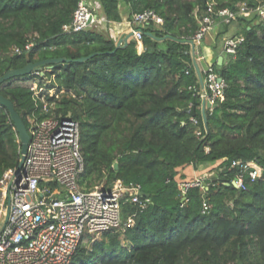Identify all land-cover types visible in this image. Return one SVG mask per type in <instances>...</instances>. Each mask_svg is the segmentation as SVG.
I'll return each mask as SVG.
<instances>
[{
    "label": "trees",
    "instance_id": "trees-1",
    "mask_svg": "<svg viewBox=\"0 0 264 264\" xmlns=\"http://www.w3.org/2000/svg\"><path fill=\"white\" fill-rule=\"evenodd\" d=\"M99 1L98 16L122 21L121 0ZM125 1L130 18L147 9L164 18L161 26L151 22L144 27L142 52L135 39L117 47L98 26L64 32L79 0H0V76L24 67L28 58L70 59L49 65L54 72L46 75L54 74V86L64 93L46 98L57 104L56 116H71L81 124L85 170L80 183L92 188L96 179L110 186L120 179L141 184L148 194L142 197L149 199L143 210L123 204L124 218L135 214L134 224L101 234L90 247L82 243L71 264H237L239 259L264 264V174L248 181L246 190L220 178L215 184L206 181L207 189L189 188L184 202L179 185L187 180L179 169L190 165L218 162L212 170L241 159L264 168V26L254 13L235 21L236 34L245 40L226 62H214L227 87L222 104L206 110L207 131L201 98L190 88L198 86V75L189 41L211 0ZM212 1L215 8L264 2ZM29 42L34 43L30 50L14 53ZM10 81L0 85V94L14 103L29 129L28 117L37 107L34 90ZM52 112H44L43 104L36 111L39 118ZM20 159L18 131L0 105V178ZM225 172L228 178L235 174ZM204 201L210 204L206 212Z\"/></svg>",
    "mask_w": 264,
    "mask_h": 264
},
{
    "label": "built area",
    "instance_id": "built-area-1",
    "mask_svg": "<svg viewBox=\"0 0 264 264\" xmlns=\"http://www.w3.org/2000/svg\"><path fill=\"white\" fill-rule=\"evenodd\" d=\"M214 6V1L208 2L205 14L199 18V29L189 41L193 64L202 60V42L217 21L231 24L254 13L264 26V2L257 7L249 6L246 1L235 8ZM198 11L199 7L196 13ZM102 21L107 22L98 16L97 8L91 2L79 0L72 21L63 26V31L79 32L99 26ZM151 22L161 26L164 18L153 9L134 13L128 22L133 32L129 40L143 44V29ZM244 40L243 34L223 37V52L235 54ZM33 44L29 42L24 48L16 46L14 53L22 54ZM200 69L203 83L197 73L198 86L190 88L197 90L201 101L210 103L206 110L213 109L227 82L214 63ZM35 73L41 74L39 70ZM32 90L37 107L28 117L31 138L23 165L19 171L18 166L7 168L0 178V264H71L87 238L134 224L135 214H130L127 219L123 216L124 203L131 202L143 210L149 199L142 198L146 196L140 194L143 191L141 184L126 185L120 179L115 181L113 188L84 187L80 183L85 170L80 122L71 116L53 113L39 118L36 111L40 104H43L44 112L49 113L55 102H49L46 95L36 92L35 88ZM192 120L198 123L197 118ZM226 170H235L234 176L228 178ZM263 174L264 168L257 161L234 159L229 166H218L200 177L182 180L179 185L183 202L189 188L207 189L210 183L215 184V178L226 177L228 184L246 190L248 181L253 182ZM206 181L210 183L206 184ZM209 208L210 204L204 201L203 212Z\"/></svg>",
    "mask_w": 264,
    "mask_h": 264
},
{
    "label": "rangeland",
    "instance_id": "rangeland-1",
    "mask_svg": "<svg viewBox=\"0 0 264 264\" xmlns=\"http://www.w3.org/2000/svg\"><path fill=\"white\" fill-rule=\"evenodd\" d=\"M89 2H91L96 8L98 12H101L100 15H102V6L99 0H89ZM120 12H121V16H122V21L120 22H115L112 21L110 22H106V21H102V23L99 24L98 29H100L101 31H105L107 33H109L110 36H112L117 42L120 39L119 36L121 35V33L126 29L127 25H125L126 23H124V20H128L130 19V9L129 6L127 4V2L125 0H121L120 3ZM230 26H225V32H218L219 29L221 28H216L214 30H211L206 39L203 40V49L201 50V55L204 56L205 51H207V47L210 46L214 49V53H218L221 51V48L223 47V37L220 38V36H222L224 33H226L227 31H229ZM142 47V46H141ZM141 49V48H139ZM142 51L144 50L143 47L141 49ZM226 58L228 57V55L225 53ZM41 75H43V79L42 78H38L36 76V73H33L31 75H27L24 77H16L14 79H12L10 82L13 84H18V85H24V86H29L31 89L35 88L36 92H41L42 95H53L55 94L56 96H62V94L64 93L63 90L59 91L57 89V87L54 86V78L55 75H46L48 72L53 73L54 69L52 68V66H46V67H41L39 69ZM71 94V93H70ZM57 108V104L54 103L53 104V111ZM53 114H55L54 112H52ZM30 116V115H29ZM31 125L29 124V127ZM207 150H209V148H207ZM106 187V188H113L115 187V182L113 184L110 185H106L104 178L101 179H96L93 187ZM102 237V235H98V236H93L90 238H87L83 243L85 244L86 247H90L92 245V243L94 242V240L96 239H100ZM122 238H124V236H122ZM125 242V241H124ZM242 261L239 259L237 261V264H241ZM230 264H235V262L231 261Z\"/></svg>",
    "mask_w": 264,
    "mask_h": 264
},
{
    "label": "water",
    "instance_id": "water-1",
    "mask_svg": "<svg viewBox=\"0 0 264 264\" xmlns=\"http://www.w3.org/2000/svg\"><path fill=\"white\" fill-rule=\"evenodd\" d=\"M133 36V32L128 33L126 36L121 37L118 42H117V47H120L122 45V43H127L129 38H131ZM96 53L91 54L89 56H84L81 58H78L77 61L78 62H85L87 61L90 57L94 56ZM28 63L24 66V67H20V68H11L8 71H6L3 75L0 76V85L5 83L8 80H12L16 77H23V76H27V75H31L33 73H35V71L39 70L41 67L44 66H49V65H53L55 63H65L68 64L70 62V59L65 58V57H57V58H48V59H44V60H39V61H31L30 58H28ZM223 57L220 58V63H222ZM194 66L197 70V73L199 75L200 81L203 83V76H202V72L200 69V66L198 64V62H194ZM222 104L221 99L214 105V106H219ZM0 105L6 107L10 113L11 119L15 125V128L18 131L19 134V139L21 142V159L20 162L18 164V171L21 169L24 159H25V154L27 152V148H28V144L30 141V132L29 129L26 125V123L24 122L21 114L16 110V107L14 105V103L7 97H5L4 95L0 94ZM210 103L206 102L205 100L202 101V114H203V119L205 122V127L206 130L209 131V126H208V119H207V111L206 108L210 107ZM195 108H193V116L195 115ZM118 166V164L116 163V167ZM222 180L226 181L227 178L223 177ZM140 194L142 196H148L147 193H145L144 191H141Z\"/></svg>",
    "mask_w": 264,
    "mask_h": 264
},
{
    "label": "crops",
    "instance_id": "crops-1",
    "mask_svg": "<svg viewBox=\"0 0 264 264\" xmlns=\"http://www.w3.org/2000/svg\"><path fill=\"white\" fill-rule=\"evenodd\" d=\"M128 22H129V19L128 20H126V19L124 20V23H126L125 25H127V27L121 33V35L119 36V38L124 37L128 33L131 32V27L129 26ZM225 26H226V24L217 21V23L214 25V27L212 28V30H214V29H216V28L219 27L221 29H219L218 32H225ZM237 29H239V26H238L237 22L231 23L230 24L229 31H227L222 36H220V38L225 37V36H229V35L236 34ZM139 44H141L142 47L144 46V44L142 45V42H140ZM203 46H204V44L202 42L201 50L203 49ZM142 47H141V49H142ZM141 49H139V45H138V50L140 52H142ZM214 52L215 51H214V49L212 47H210V46L207 47V51H205L204 56H202V60H199L198 61V64H199V66L201 68H204V67L207 66V64L214 63L216 61L218 62V64H223L224 62L227 61L228 57L226 58L225 53L223 52V47L221 48V51L218 52L217 54L214 53ZM221 57H223L222 63H220V58ZM217 163L218 162H214L213 164H210L207 167L201 165V166H199V167L196 168L193 165H190V166H186L184 168H180L179 169V171H180L179 176L185 175L184 178H186V179H190V178L192 179V178L200 177L203 174L207 173V171H209L210 168L216 166Z\"/></svg>",
    "mask_w": 264,
    "mask_h": 264
},
{
    "label": "bare ground",
    "instance_id": "bare-ground-1",
    "mask_svg": "<svg viewBox=\"0 0 264 264\" xmlns=\"http://www.w3.org/2000/svg\"><path fill=\"white\" fill-rule=\"evenodd\" d=\"M143 45V44H142Z\"/></svg>",
    "mask_w": 264,
    "mask_h": 264
}]
</instances>
